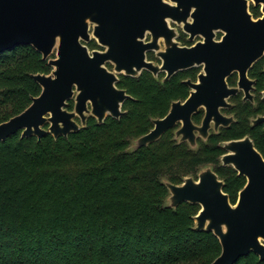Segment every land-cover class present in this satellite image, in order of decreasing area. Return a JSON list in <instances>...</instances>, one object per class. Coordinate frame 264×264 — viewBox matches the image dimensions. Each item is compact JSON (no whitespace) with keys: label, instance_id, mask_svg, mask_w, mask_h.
I'll return each instance as SVG.
<instances>
[{"label":"water","instance_id":"obj_1","mask_svg":"<svg viewBox=\"0 0 264 264\" xmlns=\"http://www.w3.org/2000/svg\"><path fill=\"white\" fill-rule=\"evenodd\" d=\"M252 1L262 4L264 12V0ZM169 21L182 25L191 38L203 35L204 42L180 46ZM217 31L224 32L219 41ZM147 33L152 38L145 42ZM92 38L106 49L90 52L85 43ZM20 45L34 47L53 69L33 74L41 93L22 112L0 123V142L20 131L22 137L38 140L46 134L68 137L86 127L90 117L98 124L120 119L126 113L124 103L132 98L118 87L121 75L165 73L167 81L204 65L198 83L186 81L190 96L174 101L165 117L153 118V128L133 139L129 148L137 151L156 143L180 124L174 138L196 150L198 138L206 142L211 129L218 133L236 121L221 111L231 106L232 95L244 88L252 98L255 81L248 74L264 56V16L255 20L249 0H0V53ZM148 51H156L162 64L149 61ZM108 63L114 65L112 70ZM234 72L239 73L238 87L227 82ZM202 108L204 118L196 124L193 116ZM258 123H264V116L253 120ZM222 146V165L246 177L237 201L232 203L213 165H206L197 177L186 176L180 184L163 178L169 190L165 206H200L194 228L213 232L222 247L211 264H235L251 252L264 261V156L249 135Z\"/></svg>","mask_w":264,"mask_h":264},{"label":"trees","instance_id":"obj_2","mask_svg":"<svg viewBox=\"0 0 264 264\" xmlns=\"http://www.w3.org/2000/svg\"><path fill=\"white\" fill-rule=\"evenodd\" d=\"M252 12L256 16L258 10ZM259 65L264 60L251 75ZM52 69L32 46L0 53V123L41 93L33 74ZM189 74L196 71L165 82L148 72L121 75L118 87L132 98L120 119L98 124L90 117L68 137L46 134L38 140L20 131L0 142V264H211L221 254L213 232L194 228L198 204L165 206L169 190L163 178L180 184L213 165L235 203L246 177L222 165L221 144L249 135L264 156V127L250 122L264 103L252 109L233 99L237 105L230 113L236 122L199 141L196 150L178 143L173 130L156 143L129 150L133 139L153 128V118L164 117L172 101L188 96L183 79ZM73 107L72 100L68 108ZM202 117L197 114L195 122ZM235 264L264 261L251 252Z\"/></svg>","mask_w":264,"mask_h":264},{"label":"flooded vegetation","instance_id":"obj_3","mask_svg":"<svg viewBox=\"0 0 264 264\" xmlns=\"http://www.w3.org/2000/svg\"><path fill=\"white\" fill-rule=\"evenodd\" d=\"M250 1V12L252 13V15L254 16V18H255V20L256 19H258V18H262L263 16H264V12H263V10H262V8H263V5L262 4H259V5H255V3L252 1V0H249ZM254 9H257L258 10V13H257V15L255 16L254 15V12H252ZM169 24H170V26L172 27V28H175V31H176V37H175V40L177 41V42H179V44H180V46H188V47H191V46H195L198 42H201V41H203L204 42V37H203V35H201V34H196L193 38H191V35H190V33H188L185 29H184V27L182 26V25H178L177 23H175V22H173V21H169ZM217 35H216V40H221L222 39V37H223V35H224V32H222V31H217V33H216ZM151 38H152V36L150 35V33H147L146 34V37H145V42H148V41H150L151 40ZM87 46H88V48H89V50H90V52L91 51H94V50H99V51H104L106 48L105 47H103V46H101L99 43H98V41L95 39V38H92L89 42H86L85 43ZM160 45H161V49H164V47H165V44H164V42H163V39H161L160 40ZM147 58H148V60L149 61H153V62H155V63H158V64H162V60L160 59V57H158L157 56V53H156V51H148L147 52ZM264 60V56L258 61V62H256L254 65H253V67L250 69V71H249V78L250 79H252V80H254L255 81V83L253 84V89L250 91V93L253 95L252 96V98H249V97H246V93H245V89L244 88H241L240 89V91L237 93V94H235V95H232L229 99H228V102L231 104V106L230 107H227V108H223L221 111H222V113H224V114H226V115H233L234 117H235V120H237V118H236V115L234 114V113H230V110H232L236 105H237V103L235 102V101H233V99H235L236 98V100H239L240 102L239 103H241V104H243V105H246V106H248V107H250V108H252V109H254V108H256V107H258V104H260V103H264V99H263V97H264V65L263 66H261V65H259V66H257V70H256V72H255V74L254 75H251V71H252V69L257 65V64H259V63H261L262 61ZM107 66H108V68L110 69V70H112L113 69V67H114V65L113 64H111V63H108L107 64ZM261 66V67H260ZM203 69H204V65H201V66H196V67H193V68H190V69H187V70H183V71H180V72H178V73H176L175 75H177V74H179V73H182V72H188V71H196V74L195 75H191V74H189V75H187L188 77H186L185 79H183V82L186 84V86L189 88V94H188V96L185 98V99H179V100H182V101H185L189 96H190V93H191V87L186 83V81H188V80H191L193 83H198L199 82V79H198V76H199V74L203 71ZM144 72H148V71H143V73ZM142 73V74H143ZM148 73H150V72H148ZM193 73H195V72H193ZM141 74V75H142ZM150 74H152V73H150ZM153 75V74H152ZM162 75V82H165L164 81V78H165V76H166V74L165 73H160L159 74V76H161ZM174 75V76H175ZM154 76V75H153ZM158 76V77H159ZM174 76H172V77H174ZM155 77V76H154ZM171 77V78H172ZM157 78V77H156ZM170 78V79H171ZM169 79V80H170ZM231 79H233L234 80V83H231L230 82V80ZM168 81V80H167ZM227 82H228V85L230 86V87H238V82H239V73L238 72H234V73H232L228 78H227ZM174 101H177V100H174ZM174 101H172V103L174 102ZM172 103H171V105H172ZM170 108H171V106H170ZM169 111H170V109H169ZM168 111V112H169ZM203 113V117H202V120H203V118H204V115H205V109L204 108H202V109H200V111L198 112V113H196L194 116H193V120H194V117L197 115V114H199V113ZM168 114V113H167ZM166 114V115H167ZM165 115V116H166ZM164 116V117H165ZM259 116H264V111L262 112V113H258V114H256L254 117H252V118H250V122H251V124H252V126H258V127H264V123H258V124H253V120L254 119H256V118H258ZM162 118V117H161ZM202 120H201V122L200 123H196L195 122V120H194V122L196 123V124H201L202 123ZM236 122V121H235ZM235 122H233L229 127H231ZM180 126V124L176 127V128H173V129H170V130H173V132H175V130L178 128ZM229 127H221L220 128V130H219V132L221 131V130H223V129H227V128H229ZM169 131V130H168ZM167 131V132H168ZM166 132V133H167ZM218 132V133H219ZM218 133H215V131L213 130V129H211L210 130V135H209V137H208V140H209V138H210V136L212 135V134H218ZM247 136V135H246ZM244 138V137H243ZM241 139V138H240ZM207 140V141H208ZM234 140V139H233ZM199 141H203V142H205L204 140H202L201 138H198V140H197V142H198V144H199ZM226 142V141H225ZM184 143H186V142H184ZM255 143V142H254ZM186 144H188V143H186ZM221 146H222V144H221ZM256 146V145H255ZM223 147V146H222ZM257 148V147H256ZM224 149V148H223ZM258 149V148H257ZM225 151V150H224ZM226 152V151H225ZM262 154V153H261ZM220 161H221V159H220Z\"/></svg>","mask_w":264,"mask_h":264},{"label":"rangeland","instance_id":"obj_4","mask_svg":"<svg viewBox=\"0 0 264 264\" xmlns=\"http://www.w3.org/2000/svg\"><path fill=\"white\" fill-rule=\"evenodd\" d=\"M53 56H56V53H55ZM53 56H52V57H53Z\"/></svg>","mask_w":264,"mask_h":264}]
</instances>
